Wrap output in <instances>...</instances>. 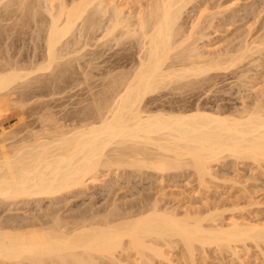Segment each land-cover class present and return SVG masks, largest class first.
<instances>
[{
	"label": "bare ground",
	"instance_id": "1",
	"mask_svg": "<svg viewBox=\"0 0 264 264\" xmlns=\"http://www.w3.org/2000/svg\"><path fill=\"white\" fill-rule=\"evenodd\" d=\"M15 1L22 5L27 1L29 4L28 0ZM113 1L115 0L40 1L44 3L45 6H42L50 17L46 27V38L44 37L43 62L40 61L33 69L30 66L31 70L22 63L23 67L16 65L17 63L13 65L6 63V66L4 64L2 68L0 67L1 117L4 111H10L13 106L11 102L15 99L11 96L14 90L22 85L27 86L36 75L43 77L42 74L36 73L55 71L54 69L63 63L62 60L65 64L68 60H65L68 54L65 47L71 45L69 42L71 36L78 30L79 33L80 31L84 33L83 31L88 32L92 28L100 27L102 25L100 18L103 20L108 17L105 33L101 32L103 34L101 40L111 38L117 43L123 38L126 41L128 38H134L139 43L138 61L133 65L134 68H130L127 73L126 71L121 73L120 70V74H109V82L105 79L107 83L103 92L97 96L98 98L94 97V106L91 108L93 112L83 113L84 118L81 122L78 121L79 124H75V121V125L68 122L69 126L65 121V124L67 123L65 125L64 119H60L61 115L57 119L58 117L55 118L50 112L41 120L42 128L37 131L30 130L32 131L30 136L19 138L17 132V134L8 132L0 123L1 203L51 199L74 189H82L86 187L88 180L90 182L96 180L100 169L110 170L114 166L116 169L129 167L139 172L153 170L159 173L187 167L186 169L191 168L195 171L200 181L206 182L205 179L214 173V164L223 162L226 158L251 161L256 165L264 162V106L261 102L259 104L256 102L257 105L253 109L237 114H222L200 107L180 111L163 108L152 110L147 107L148 103L150 104L149 96L162 88L165 89L169 84L176 82L181 84L180 81L186 79L192 82L190 78L202 77L212 71L227 70L243 62V58L254 47H250L248 43L244 47L241 44V54L238 53L239 55L236 54L238 56L235 57L206 55L199 51V46L191 42V39L196 37L192 38L196 31L198 32L196 29L200 18L189 26L191 30H188L187 34L180 24L184 11L195 0H149L144 4L145 7L138 5L140 9L137 7L136 12H128L122 3ZM27 3L23 6H27ZM37 3L35 2L36 5ZM25 7L26 12L30 13L33 10L31 15L34 14V17L39 13L36 11L37 6L35 10L33 6L31 11ZM9 9L11 10V7ZM19 11L22 12L19 9L14 12L17 14ZM80 25L81 29H78ZM43 31L46 32L45 29ZM77 35L76 39L79 37ZM71 49L73 51L74 48ZM259 49L261 46L257 50ZM72 58L71 56L70 59ZM70 59L68 61H71ZM55 91L57 92V89ZM43 92L45 93L44 90ZM4 120L1 119V122ZM160 203L154 200L151 206L148 205L147 208L143 206L145 209L139 213L127 210L120 212L118 211L120 207L118 210L111 207L113 210L102 216L100 213L92 214L89 211L91 214L85 213L73 220L61 218L58 212L52 220L49 217L50 222L47 221L46 225L38 222L42 226L39 225L40 228L33 226L29 228L30 230L27 227L18 229L17 225L18 228L14 225V229L18 230H12L11 227L10 230L8 227L4 230V226L0 225V264H154L157 259L168 261L171 258L169 256L173 254V252L169 254L171 249L179 245L184 248V256L188 255L192 262L197 259L200 248L214 247L216 251L232 250L236 253L238 246L247 242L255 243L256 246L264 244L263 222L244 223L240 221L241 219L226 222L218 211L220 215L214 212L215 214L200 216L199 212L198 215H193L188 211L181 216L178 211L172 210L173 208L162 209ZM3 221H0V224ZM181 254L183 256V253Z\"/></svg>",
	"mask_w": 264,
	"mask_h": 264
},
{
	"label": "rangeland",
	"instance_id": "2",
	"mask_svg": "<svg viewBox=\"0 0 264 264\" xmlns=\"http://www.w3.org/2000/svg\"><path fill=\"white\" fill-rule=\"evenodd\" d=\"M13 1L14 3H11ZM28 1L29 4L34 6V10L35 6H37L36 11L37 13L39 12L38 14H41L42 17L38 14H36L38 17H34V14L31 15L33 13L31 8H33V6H29L27 1H25V3H27L25 7L23 6L25 3L23 5L18 4L19 1L10 0L9 2V0H4L2 2L0 0V67H3L4 64L6 66V63L11 65L17 63L16 65L18 66L23 65L24 67L28 66L29 69L31 67V69H33V66L40 64V61L42 63L44 60L45 36L47 34L46 27H48L50 17L46 12L44 3L40 2H43V0ZM30 1L32 3H30ZM33 1L36 3L38 1L37 5L35 2L33 3ZM117 1L127 7L126 10L128 12H136L140 9L141 5L145 7L144 4H147L149 0ZM10 3L16 6H12ZM10 7L11 10L9 9ZM24 7L29 11L32 10V12H26ZM187 8L188 9H186L182 15L180 24H182L181 27L187 34L191 30L190 27L192 23H195L196 20L200 18V23L196 29L198 32L196 31V35L192 38L196 37L191 39V42L197 44L199 46H197L198 50L202 53L206 55H228L235 57L239 55L238 53L241 52L242 46L244 47L246 43L250 44V47H254L253 50L252 48L251 50L255 51L248 52L246 57L243 58V62H239L240 64L230 67L227 70L212 71L202 77H197L198 79L190 78L192 82H188V79H186V81H180L181 84L179 82L169 84L165 89L162 88V91L160 90L155 92L152 96H149L148 102H150L151 105L148 103L147 107H150L152 110L160 108L165 110L172 109L171 111H180L182 109L193 110L200 107L208 111L222 114H237L244 110L253 109V107L260 102L261 105L263 104L262 106H264V0H195L193 4H190ZM18 9L22 10V12L19 11L16 14L14 11H18ZM27 13H29L28 15L30 16L26 15ZM19 16L21 18H19ZM105 18L106 19L103 18L105 22H103L102 18H100L101 20L99 19L102 22L100 27L97 26L94 29L92 28L93 30L90 29L88 32L83 31L84 33L81 31L79 33L78 30L75 32V36H71L72 39H68L71 45L74 43L75 45H73V47L70 45L68 46L69 48L67 46L65 47V52L68 51V54H66L68 58L65 57V60H69L71 56L73 58L72 60L70 59L71 61H65L67 65L63 64L64 60H62L63 63L59 66L62 71L57 67V69L55 68V71L52 72L51 70L50 72H35L36 74H42L43 77L33 73L36 76L32 75L34 78L29 83L30 86L27 83V86L22 85L23 87H17L14 90V94L11 97H13L15 101L11 102L13 105L10 108L11 110L4 111L0 117L2 120L5 119L4 121L6 123L4 124V121L2 122V126L5 130L13 134L18 133L17 135H19V138L22 136V138L28 137L32 131H37V129L39 130L42 128V125H40L41 120L50 112L55 118L58 117L57 119L62 116L60 119H64V124L65 121L67 123L73 122V124L75 121V124H79L86 113L90 114L93 112L91 108L94 106V97L98 98L101 95L100 93L103 92L102 90L105 88V83L109 82L108 78L110 75L120 74L121 71V73L124 71L127 73L134 68L133 65L137 63L139 55L138 41L134 38H128L129 40L127 41L123 38L122 41L120 40L121 42L117 43L111 38H102L103 40H101V37H103L102 35L105 33V24L108 20V17ZM32 19L34 22L38 21L41 23H34ZM44 29L46 32L43 31ZM78 29H81V25ZM93 32L94 34H92ZM76 33H78V35ZM81 33L85 36H82ZM76 35L83 38L80 39L78 37L76 39ZM87 37H90L89 40ZM199 37L201 38L199 39ZM84 39L87 43L83 41ZM105 40L107 41V46L105 45ZM72 41L75 42L73 43ZM69 42L68 45L70 44ZM85 43L87 45H85ZM188 43L193 45V43ZM260 46L261 49L257 50ZM70 47L74 48L73 51H71L72 49ZM76 49L78 51H76ZM69 53H72L71 56H68ZM248 54L250 55L247 56ZM74 56L76 57L74 58ZM79 56L83 58L81 59ZM5 59L10 62H6ZM28 59L29 61L31 59V61L29 62ZM78 60L81 61L79 62ZM63 65L67 67L65 68ZM73 65L74 68H72ZM56 73L60 74L56 75ZM53 76L56 77L53 78ZM68 77L70 80H68ZM105 79L108 81L106 82ZM102 82L104 84H102ZM61 84L62 87H60ZM24 88L27 89L25 90ZM56 89L57 92L55 91ZM99 90L100 92H98ZM19 93L23 94L24 97ZM20 101L24 105L26 102V105L22 106L23 109L26 107L24 110L19 107L23 105ZM27 101L30 102L28 103ZM39 103H41V106ZM85 108L87 110H85ZM59 115L61 116L59 117ZM67 123L65 125H67ZM21 132H23V134ZM15 138L19 140V138ZM234 160V158L232 159L230 157L226 158L223 162L221 161L222 163L219 162L214 164V173L211 177L205 179L206 182L200 181L195 171L191 168L186 169L187 167H182L183 170L182 168L179 170L172 169L165 173H159L153 170H143L139 172L129 167L116 169L117 167L114 166V168L111 167L110 170L102 168L98 172L99 174H97V181L91 180L90 182L88 180L86 187L74 189L68 192L69 194L65 193L51 199L42 198L35 200L36 202L32 199L19 200L18 202L13 201V203L0 202V221L2 222L4 220L0 225L2 227L4 226V230H7V227H11L12 230L18 227V229H25L26 227L29 229L33 228V226H35L34 228H40L42 226L40 223L43 222L44 225H46L50 220L55 218V215L57 216L58 212L60 214L58 216L63 219L66 217V220H73L82 214H89L90 212L92 214L100 213L102 216L113 209L117 208L116 210H118L119 207L121 208L118 210L120 212H123V210L126 212L125 210H127L133 211L131 213H139L147 208L148 205L151 206L150 204L154 203V200L155 202L156 200L159 203L161 202L160 206H162V209L173 208L172 210L178 211L177 213L181 216L188 211L190 213L192 212L193 215H198L197 212H199L200 216L202 214V216H204L205 214H219L221 212L226 222L231 219H237L238 221L241 219L240 221L244 223L260 224L263 222L264 224V162L257 164V166L256 163L254 164L251 161L243 162V160ZM116 202L118 204H116ZM143 206L145 208H143ZM111 207L113 209H110ZM77 212L79 213L78 215ZM30 222L36 224L32 225ZM30 224L31 226H29ZM14 225L18 227L16 226L14 229ZM39 225L40 227H38ZM246 244V246L243 244V246L239 245V251L237 249L236 253L232 250L216 251L214 247L205 249L200 248L198 251L199 253L197 252L198 260L195 258L194 260L196 261L193 262V260V263L191 262L192 259L187 257L188 255L185 254L184 256V248L179 245L175 246L173 248L174 250L171 249L169 254L173 252L175 255H168L171 258L168 257L170 261L167 259L168 261L166 262L168 264H264V244L260 243L261 245L259 246L251 242H247ZM180 251L183 253V256H181L182 254ZM162 261L164 260L157 259L154 264H167L165 261V263H162Z\"/></svg>",
	"mask_w": 264,
	"mask_h": 264
},
{
	"label": "crops",
	"instance_id": "3",
	"mask_svg": "<svg viewBox=\"0 0 264 264\" xmlns=\"http://www.w3.org/2000/svg\"><path fill=\"white\" fill-rule=\"evenodd\" d=\"M0 123H2V122H1V119H0ZM5 123H6V122L4 121V124H5Z\"/></svg>",
	"mask_w": 264,
	"mask_h": 264
}]
</instances>
